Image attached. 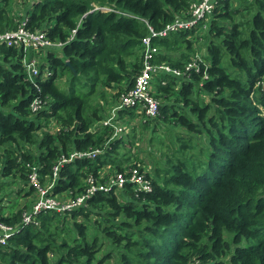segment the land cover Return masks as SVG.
I'll return each instance as SVG.
<instances>
[{
  "label": "trees",
  "instance_id": "obj_1",
  "mask_svg": "<svg viewBox=\"0 0 264 264\" xmlns=\"http://www.w3.org/2000/svg\"><path fill=\"white\" fill-rule=\"evenodd\" d=\"M193 1L0 0V33L27 20L29 31H47L62 44L44 48L34 81L24 51L0 45L1 179L28 186L37 167L45 182L62 157L104 149L94 160L62 167L54 194L75 199L89 174L99 176L106 166L124 171L130 161L119 159V149L126 137L110 140L112 129L98 124L106 116L97 94L119 100L134 86L144 38L158 49L156 63L184 70L196 61L199 69L156 82L162 107L154 120L187 134L169 166L147 175L151 192L132 185L98 192L85 206L42 212L26 226L30 205L0 211V222L21 226L0 243V264H264V0H221L196 39L195 27L152 36L190 19ZM200 39L207 44L196 58ZM36 99L41 108L34 112ZM51 123L55 131H44ZM6 186L0 180V197Z\"/></svg>",
  "mask_w": 264,
  "mask_h": 264
},
{
  "label": "built area",
  "instance_id": "obj_2",
  "mask_svg": "<svg viewBox=\"0 0 264 264\" xmlns=\"http://www.w3.org/2000/svg\"><path fill=\"white\" fill-rule=\"evenodd\" d=\"M219 2H221V0H194L190 8V19L177 20L173 25L168 26L161 33L152 32V36H165L168 32L179 29L199 28L200 25H204V22L214 13ZM96 9L100 8L96 7ZM102 10L108 9L102 8ZM26 26L27 20H24L18 29L0 33V45L19 47L20 50L24 51L25 57L23 59V65L28 79L34 81L41 73L39 58L44 48L52 46L60 47L62 44L53 43L48 38L47 31L31 32ZM76 32L77 31L74 30L73 35H75ZM143 44L145 48L143 67L136 77L134 86L127 93L121 95L119 103L111 110V115L106 120L101 121L103 127L111 128L114 132L110 140L121 138L127 134L125 126L118 122L120 119V111L133 108L135 114L137 112L145 114L148 117L147 119L145 116L147 120H154L159 117L162 101L155 96L153 88V82L158 76L183 78L184 76L189 77L193 69L199 71L196 61L189 63L184 70L172 68L167 64H158L155 62L158 49L151 45V36L144 38ZM162 84H166V82L162 81ZM31 108L34 112L38 111L41 108V102L38 99L34 100ZM103 152L104 149H96L89 152L74 151L68 158L62 157L59 162L55 164L52 175L44 178L45 182H42L38 173V168L33 167L28 175V186L35 191V199L30 205V209L24 211L22 225L26 226L34 222L36 217L42 212L65 213L85 206L88 199L96 193L109 192L113 188L120 191L127 185H132L135 191L138 192L152 191V183L147 177L148 174L140 165H134L126 168L122 172H110L111 175L106 181L105 178L107 174H109V171L105 169L99 176L93 173L89 174L84 180L86 186L85 192L75 199L69 198L62 200L58 195L54 194L60 171L66 163L74 162L78 159L94 160ZM20 231V225L14 227L0 222V243H6L8 239ZM191 264L201 263L196 261Z\"/></svg>",
  "mask_w": 264,
  "mask_h": 264
},
{
  "label": "rangeland",
  "instance_id": "obj_3",
  "mask_svg": "<svg viewBox=\"0 0 264 264\" xmlns=\"http://www.w3.org/2000/svg\"><path fill=\"white\" fill-rule=\"evenodd\" d=\"M241 2V0H239ZM235 7L239 6V3L234 5ZM238 20L245 19V16L242 14L240 15ZM209 19L205 22V24L200 25L199 31L195 33V39L197 37H201L206 34L205 30L209 27ZM208 39V37H207ZM207 41L199 40L195 42V51H196V58L201 56L205 53V45ZM42 56L39 58L40 64L43 63ZM162 76H158L157 79L153 82V88H156V82L160 81ZM204 95V94H203ZM205 96V95H204ZM115 98L112 92L107 91L106 95L97 94V103L101 104L103 112L105 113L106 120L111 115V110L117 106L119 100H113ZM201 101L206 100V96H201ZM142 113H136L133 116L123 117L118 120L120 124L125 126L126 134V141L124 143L126 146L121 144L119 149V159L126 160L128 159L130 163H127L124 167H131L134 165H140L143 170L150 175H153L156 169H164L165 167L169 166L168 161L171 155L174 153L176 147H180V142H177L178 139H182L186 136L187 132L185 129L178 127L172 124L169 120L165 121L162 118H158L157 120H147L148 117ZM98 124H101L98 123ZM52 126V123L49 125ZM56 127L52 126L50 129L46 128L44 131H55ZM113 133L110 130V138L113 136ZM200 139V138H198ZM132 140V142H130ZM134 142V143H133ZM195 144H199L198 140L194 141ZM199 146L196 150L191 151L189 150L188 155H195L199 151ZM32 151H35V147L31 148ZM2 150L0 149V154ZM2 165L0 164V172H1ZM112 166H106V170L112 172ZM2 182H6L8 186L4 188V192L0 197V211L5 214H10L12 210H18L20 208H24L25 206H29L33 203L35 199V191H33L29 186L22 185V182L16 183L13 182V178H6L1 179ZM18 181V180H17ZM32 191V192H31ZM30 192V194H29ZM7 193L9 194V198L7 197ZM17 193L18 195H14ZM28 194V195H27ZM64 196H66L64 194ZM62 200H66L68 198L61 197ZM18 201L15 205L14 201ZM11 201H13L11 203ZM11 208V209H8ZM110 263V262H109Z\"/></svg>",
  "mask_w": 264,
  "mask_h": 264
},
{
  "label": "crops",
  "instance_id": "obj_4",
  "mask_svg": "<svg viewBox=\"0 0 264 264\" xmlns=\"http://www.w3.org/2000/svg\"><path fill=\"white\" fill-rule=\"evenodd\" d=\"M119 117H120V119H121V118H123V117H128V115L119 114ZM127 134H129V133H127ZM124 136H125V135H124ZM126 136H128V135H126ZM105 170H106V167H105Z\"/></svg>",
  "mask_w": 264,
  "mask_h": 264
},
{
  "label": "water",
  "instance_id": "obj_5",
  "mask_svg": "<svg viewBox=\"0 0 264 264\" xmlns=\"http://www.w3.org/2000/svg\"><path fill=\"white\" fill-rule=\"evenodd\" d=\"M67 65H70L69 62H67Z\"/></svg>",
  "mask_w": 264,
  "mask_h": 264
}]
</instances>
